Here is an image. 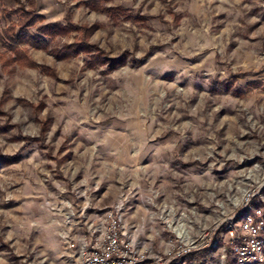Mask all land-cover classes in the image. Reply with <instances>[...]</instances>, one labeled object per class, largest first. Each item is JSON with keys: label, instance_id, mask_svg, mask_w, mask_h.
<instances>
[{"label": "rangeland", "instance_id": "1", "mask_svg": "<svg viewBox=\"0 0 264 264\" xmlns=\"http://www.w3.org/2000/svg\"><path fill=\"white\" fill-rule=\"evenodd\" d=\"M27 11L39 43H0V264H74L63 236L118 206L158 255L198 242L171 264L215 261L264 209V0H0V31Z\"/></svg>", "mask_w": 264, "mask_h": 264}, {"label": "built area", "instance_id": "2", "mask_svg": "<svg viewBox=\"0 0 264 264\" xmlns=\"http://www.w3.org/2000/svg\"><path fill=\"white\" fill-rule=\"evenodd\" d=\"M83 217V216H81ZM138 230L124 223L120 207L96 214L94 222L84 224V232L75 240L65 234V252L74 264H171L199 248L194 239H183V230L175 226L174 245L158 255L136 239ZM228 247H217V259L210 264H264V209L250 208L237 221L226 225ZM143 244V245H142ZM228 251L231 258L228 259Z\"/></svg>", "mask_w": 264, "mask_h": 264}, {"label": "trees", "instance_id": "3", "mask_svg": "<svg viewBox=\"0 0 264 264\" xmlns=\"http://www.w3.org/2000/svg\"><path fill=\"white\" fill-rule=\"evenodd\" d=\"M12 13L15 10L11 11ZM20 21L16 22V24L9 23L8 26L4 27L3 30L0 31V43L10 51L18 50L21 44H34L39 43V39L37 35H31L27 28L32 26L35 23L36 19H39V15L32 14L31 12H22L20 15ZM44 27H39V34H43ZM40 41H43L41 39Z\"/></svg>", "mask_w": 264, "mask_h": 264}]
</instances>
